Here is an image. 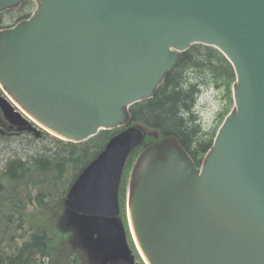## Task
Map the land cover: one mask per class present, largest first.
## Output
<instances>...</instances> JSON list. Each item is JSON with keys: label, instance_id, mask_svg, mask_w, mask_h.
<instances>
[{"label": "water", "instance_id": "obj_1", "mask_svg": "<svg viewBox=\"0 0 264 264\" xmlns=\"http://www.w3.org/2000/svg\"><path fill=\"white\" fill-rule=\"evenodd\" d=\"M23 1L0 0V13ZM32 1L30 18L0 31V110L11 127L32 121L83 142L125 126L193 44L227 57L235 109L201 166L176 142L162 145L143 161L128 207L147 264H264V0ZM142 139L136 128L112 137L67 195L97 258H128L120 184Z\"/></svg>", "mask_w": 264, "mask_h": 264}, {"label": "trees", "instance_id": "obj_2", "mask_svg": "<svg viewBox=\"0 0 264 264\" xmlns=\"http://www.w3.org/2000/svg\"><path fill=\"white\" fill-rule=\"evenodd\" d=\"M35 9L36 2L24 0L1 12L0 31L30 18ZM6 15L13 17L12 24H3ZM235 82V69L219 49L193 44L181 53L154 96L130 107L125 126L102 130L83 142L60 139L33 122L25 128L6 126L4 135L26 134L32 141V151L26 155L14 153L0 166V264H92L73 226L74 213L66 203L77 178L112 137L130 128L141 130L143 139L128 156L120 198L132 161L160 141L176 142L201 166L220 126L209 129L203 125L196 112L198 96L203 89L215 86L224 91L231 107ZM120 214L127 216L121 204Z\"/></svg>", "mask_w": 264, "mask_h": 264}, {"label": "rangeland", "instance_id": "obj_3", "mask_svg": "<svg viewBox=\"0 0 264 264\" xmlns=\"http://www.w3.org/2000/svg\"><path fill=\"white\" fill-rule=\"evenodd\" d=\"M38 4L36 3V8ZM36 10V9H35ZM34 10V12H35ZM13 23V17L6 15L4 18V25H10ZM234 87V86H233ZM233 91V89H232ZM235 109V103H234V93H233V104L230 107L229 101L225 98V93L222 90L217 89L215 86H210L208 88H205L202 90L200 95L198 96V102L196 106V112L201 117V122L206 128L212 129L214 127L221 126L225 117L232 112ZM1 115L2 112L0 110ZM4 117V116H2ZM0 129L2 130L1 133L2 139L0 140V166L1 164L11 155L14 153H19L20 155H26L28 152L32 151V141L27 135H19V136H11V135H4L6 134V128L5 126H0ZM174 141L166 140V141H160L156 145L151 146L150 148L144 149L136 158L134 161H132L131 166L127 170L124 176V185H125V193L124 195L119 196L120 200L119 203L121 204V208H125L126 214H127V205L129 202V194L132 185L135 182L136 176L138 175V172L140 170V167L142 166L143 161L145 158L153 153L155 150L160 148L162 145H165L167 143H172ZM34 150V149H33ZM206 156V155H205ZM205 158V157H204ZM203 158V159H204ZM202 162V161H201ZM120 195V194H119ZM121 212L123 213L124 210ZM127 216H122L120 214V220L123 224L125 236L127 239V245L130 249V254L132 256V261L125 257L120 256L117 257V259H108L104 260L103 256L97 258L96 255H91L89 252L90 262L92 264H145L143 261L141 255L139 254V251L137 247L135 246L134 240L131 236L128 222H127Z\"/></svg>", "mask_w": 264, "mask_h": 264}, {"label": "bare ground", "instance_id": "obj_4", "mask_svg": "<svg viewBox=\"0 0 264 264\" xmlns=\"http://www.w3.org/2000/svg\"><path fill=\"white\" fill-rule=\"evenodd\" d=\"M127 222H128V227H129V230H130V233H131V236L134 240V243H135V246L139 249V254L143 257H145L138 241H137V238H136V235H135V232H134V228H133V225H132V221H131V212H130V208L128 207L127 205Z\"/></svg>", "mask_w": 264, "mask_h": 264}, {"label": "flooded vegetation", "instance_id": "obj_5", "mask_svg": "<svg viewBox=\"0 0 264 264\" xmlns=\"http://www.w3.org/2000/svg\"><path fill=\"white\" fill-rule=\"evenodd\" d=\"M3 115H1V113H0V124H3L5 127L7 126V127H9L10 129L12 128L11 126H10V124L6 121V119L4 118V117H2ZM127 240V239H126ZM128 244V243H127ZM128 246V245H127ZM127 256H128V258L132 261V256H131V254H130V249L127 247Z\"/></svg>", "mask_w": 264, "mask_h": 264}]
</instances>
